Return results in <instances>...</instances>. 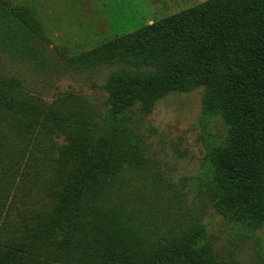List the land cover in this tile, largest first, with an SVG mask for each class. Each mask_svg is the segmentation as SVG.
Instances as JSON below:
<instances>
[{"label":"rangeland","instance_id":"obj_1","mask_svg":"<svg viewBox=\"0 0 264 264\" xmlns=\"http://www.w3.org/2000/svg\"><path fill=\"white\" fill-rule=\"evenodd\" d=\"M202 1L0 0V90L20 101L12 107L0 103V245L22 232L32 238V225L48 216L56 199L46 188L49 177L59 185L74 171L72 164L46 156L49 141L54 158L68 135L82 147L106 137L125 141L134 156L100 180L97 207L123 212L144 241H168L202 225L199 247H209L217 261L264 264V224L252 228L213 207L210 154L228 130L221 112L206 111L205 87L172 90L149 110L132 104L114 111L109 93L111 75L129 63L103 45ZM27 104L49 109L53 122L34 130L24 124L34 147L10 150L19 143L13 110L19 113ZM63 238L58 234L54 245L38 239L26 244V264H32L29 257L86 264L79 252L59 244Z\"/></svg>","mask_w":264,"mask_h":264},{"label":"trees","instance_id":"obj_2","mask_svg":"<svg viewBox=\"0 0 264 264\" xmlns=\"http://www.w3.org/2000/svg\"><path fill=\"white\" fill-rule=\"evenodd\" d=\"M102 49L129 63L109 79L114 111L132 104L149 110L172 90L205 87L206 111L221 112L228 130L225 141L210 154L213 207L252 228L262 226L264 0H204L117 37ZM15 102L20 101L0 90L1 104L12 107ZM27 106L19 113L13 110L19 143L10 144V150L19 144L20 152L34 147L27 141L24 124L34 130L53 122L55 115L49 109ZM101 140L93 147H82V141L68 135L66 142L57 146L54 158L52 141V147H44L46 156L72 164L74 171L59 179V185L49 177L46 188L56 192V199L48 216L32 225L31 239L22 232L9 244L2 243L0 264H26V244L34 245L36 239L52 243L58 234H64L59 244L79 252L86 264H223L209 247H199L205 236L202 225L168 241H144L123 212L97 207L94 197L101 191L100 180L117 163L129 162L134 156L125 141ZM29 259L32 264H47L36 257Z\"/></svg>","mask_w":264,"mask_h":264}]
</instances>
